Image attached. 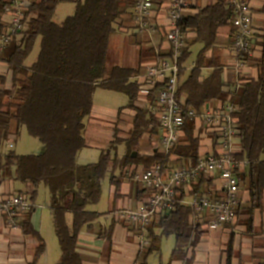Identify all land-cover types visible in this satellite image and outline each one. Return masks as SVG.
<instances>
[{"label":"trees","instance_id":"1","mask_svg":"<svg viewBox=\"0 0 264 264\" xmlns=\"http://www.w3.org/2000/svg\"><path fill=\"white\" fill-rule=\"evenodd\" d=\"M61 1L67 0H38L25 5L23 28L12 34L11 40L0 50V61L7 65L12 79L11 88L6 89L3 87L4 77H0V171L33 187L28 198L30 209L38 195L37 188L42 185L47 189L53 230L60 248L55 264H82L77 239L83 227H88L102 215L88 210L89 206L99 204L102 182L108 179L117 192L120 177L132 180L126 174L131 168L143 172L154 164L164 163V158L157 149L144 156L136 152L143 135L157 137L158 120L139 100L140 88L134 80L144 51L138 54L139 64L135 68L110 66L106 61L111 36L130 19L127 12L133 7L132 0H69L75 5L73 12L63 21L56 22L53 14ZM10 5V0H0V34L4 28L1 17L10 10ZM232 19L233 13L225 0H218L215 4L197 8L194 14L183 15L179 23L187 45L179 60L177 94L185 97L184 109H192L197 118H185L181 128L183 134L172 150L168 165L170 168L187 167L200 157L203 130L199 122L207 103L234 106L231 115L240 148L234 158L245 161L246 167L234 169L239 204L229 225L243 226L247 234L253 230V217L261 209L264 191V62L252 59L250 48L245 54V62L258 69L255 79L242 80L233 88L222 82L217 33L224 26L231 27L229 39L232 45L237 31L232 26ZM261 40L264 48V36ZM36 42L39 51L34 61L26 65L24 61ZM196 43L201 48L189 74L182 80L184 63L189 58L191 46ZM149 51H146L148 58L153 56L152 49ZM208 51L209 56L206 55ZM203 70H208V74L203 75ZM158 88L152 90V95ZM98 89L126 96L125 108L134 112L129 137L122 141L115 136L109 148L101 150L95 163L79 165L77 154L87 148L85 120L92 111L93 95ZM22 127L42 144L43 153L20 155L4 150L10 135H16ZM211 138L215 140L216 137L213 134ZM119 144L125 145L121 157L117 155ZM116 171L122 175L116 177ZM134 187V199L142 202L147 191L136 184ZM242 192L249 197L245 202ZM217 193L212 179L206 175L198 177L186 188H179L173 209L154 213L147 226L149 246L142 264H146V257L159 251L162 240L170 236L175 238L176 244L166 264L177 261L192 264V251L205 234V222L202 221L204 216L194 217L193 209L185 199L190 196L195 200L203 195L217 199L222 196L216 197ZM30 212L26 213L27 216ZM66 212H70L73 218L71 231L64 218ZM27 216L21 228L25 234L36 238L37 259L46 248ZM130 230H135L134 226ZM230 244L231 241L226 248L224 264L231 261ZM187 250H190L191 257L187 256Z\"/></svg>","mask_w":264,"mask_h":264},{"label":"crops","instance_id":"2","mask_svg":"<svg viewBox=\"0 0 264 264\" xmlns=\"http://www.w3.org/2000/svg\"><path fill=\"white\" fill-rule=\"evenodd\" d=\"M35 1L38 0H15L17 4H21L23 9H25V5H28ZM217 1L218 0H188L189 6L183 10L182 15L194 14L197 8H203L209 6L210 4H215ZM151 2V22L156 25L155 31H136V24L133 17V7L129 8L127 12L130 19L126 20L123 26L119 29L124 32L130 33V37L132 38L133 43L135 45H139L140 47V49L138 50V54L140 53V51H144L142 56H145L146 60H143L141 62L138 75L136 76V78H134L135 81H137V78L141 76L144 64L153 62L158 52H160L161 55L166 53L165 48L167 45L164 42V36L166 32L165 27L167 25L166 14L168 1L151 0ZM247 2L249 11L251 12V26H253L254 28L251 40L252 46L250 55L252 59H262L264 62V48L261 45V39L262 36H264V0H247ZM67 3L71 4V9L73 12L75 5L73 4V2L67 0L61 1L56 5L54 14L58 9H63L60 7H63L62 5H65ZM225 4L228 7L226 0ZM12 5H14L13 1L11 2V5L9 7L10 10L1 17V22H3L4 24L3 33L7 30V27L10 23L9 21L12 13L11 10L13 9ZM231 29L232 28L229 26H224L219 29L217 33L218 43L216 44V48L219 50L220 56L222 57V82L228 84L230 88H233L239 85L242 80H245L247 78L255 79L258 73V69H256V67L250 64V62L248 61H244L242 66L237 67L236 57L233 54L231 41L229 39ZM36 43L38 44V42ZM151 49L153 51V56L148 58L149 54L146 51L150 50L149 52H151ZM138 54L137 59L139 64ZM206 55L209 56L210 51H208ZM208 72V70H203V75H207ZM0 77H4L5 79L3 87L6 89H10L12 85L11 73L9 72L7 65L2 61H0ZM179 99L182 101V103H184L185 97L183 95H181ZM126 105L119 107L118 109H114V111L109 110L108 116L103 114V110L101 111V116L105 119L107 118V123H105L107 129H101L100 131L103 133L102 137H104V139H106L109 144L112 143L115 136L122 141L127 140L129 137V128L131 127V120L134 112L129 108L126 109ZM219 107L220 106L218 103H207L204 106L202 113L205 110L213 108L216 109ZM96 109L97 107L93 104L92 111L87 116V118L93 120V117L95 116V114H97ZM88 121L89 124L85 125L84 137L86 147L93 148L88 143L87 136L91 137L92 134H96L90 132L91 129H88V127H92L90 120ZM19 131L16 135L19 134ZM16 135H10L8 141H6L4 144V150H7V148L11 146L10 142H12ZM200 137V156L203 154L220 152V146L216 141L212 140L210 134L202 133L200 134ZM155 149L160 151L158 137H150L145 134L143 135L139 146L136 148V152L144 156L152 154ZM239 149V141H237V138L234 137L232 139L231 145V153L234 157L235 154L239 152ZM83 150H81L79 153H81ZM101 150L103 149L101 148L100 152ZM99 154L97 155L96 160ZM96 160L90 163H95ZM239 163L240 164L236 168L243 170L246 167V162L244 161ZM115 174L116 177L122 175L119 171H116ZM207 178L212 179L213 188L216 191L218 190L216 197L222 195L220 184L221 180L219 179L218 173L207 176ZM106 180L108 183V200L111 202V209L104 213L100 212L102 215L100 216L99 220L91 223L88 227H83L80 230L77 239V250L79 255L81 256L82 264H142L143 257L148 250L149 244L148 242L145 243V245L139 244L137 237L138 232H136L135 230H130V228L132 227L131 223L120 215V212L122 210H132L140 206L141 202L134 199V186L136 184L140 188L142 187L139 183H136L133 180L130 181L128 180V178L126 179L124 178V176H122L117 182L118 189L117 192H115V188L113 187V185L110 184L108 179ZM41 187L44 188L42 185L37 188L38 195L33 201L32 209L29 210L31 212L28 214V216L26 213H28L29 211L19 215V217L10 222L6 219V216L4 217L0 215V264H33L35 260L36 264H55L58 260L60 256V248L58 252L56 251L51 259L49 248L47 247L45 239L44 231H46L45 233L48 234L49 226H51V231L53 233L54 230L51 219V210L48 205V199L47 202H44L43 204H37V199L40 195L39 189ZM32 189L33 187L29 183L15 180L11 178L8 173H1L0 171V201H2L6 196L18 194L28 200V198L32 194ZM262 196L263 201L261 209L260 211H256L253 217V230L247 234L244 230V227L240 225L230 226L229 224H224L217 230H210L206 227L210 216L209 214H205L204 219L202 220L205 222L203 226L205 234L203 237H201L199 243L192 251V264H224L226 259V248L230 241V264H264V191L262 193ZM241 197L244 202L249 198L246 192H242ZM191 200L193 199H191V197L189 196L185 199V203L188 204ZM66 213L64 216L65 219ZM26 216L28 217L33 230H35L40 235L45 244V252L41 254L37 259H35V247L37 245L36 238L31 236L30 234H25L21 228V223L25 221L24 219L26 218ZM66 224L68 226L67 219ZM160 250L161 246L159 251L150 253L146 257V264H150L149 257L153 253H156L157 258H159L158 264H166L169 261L170 253L167 256V260L164 261ZM186 252L187 256L191 257L190 250H187ZM172 264L180 263L177 261Z\"/></svg>","mask_w":264,"mask_h":264},{"label":"built area","instance_id":"3","mask_svg":"<svg viewBox=\"0 0 264 264\" xmlns=\"http://www.w3.org/2000/svg\"><path fill=\"white\" fill-rule=\"evenodd\" d=\"M12 1L14 5H12L9 26L4 33L0 34V50L11 40L12 34L23 28V7L15 0ZM166 1H168L164 36V42L167 45L166 53L161 55L158 52L153 62L144 64L143 72L137 78L140 88L139 100L158 120L155 130L160 145L159 152L164 158V163L154 164L143 172L131 169L126 173L147 193L138 208L120 212V215L129 221L135 230H138V242L142 245L148 242L147 226L153 214L161 210L173 209L177 202L179 188L188 187L202 175L210 176L218 173L221 180L222 196L212 199L203 195L188 203L193 209L195 218L209 214L210 219L206 226L208 229L217 230L224 224L231 223L234 209L239 204V186L234 169L240 163L231 153L232 139L236 134L231 115L235 107L231 104L205 110L200 116L203 134L215 135L214 141L220 146V152L203 154L187 167L170 168L168 165L172 160V150L183 134L181 128L185 118H194L196 114L190 108L184 109V103L177 94L179 60L187 45L186 35L179 29V23L183 18L182 12L189 3L188 0ZM132 3L136 31H155L156 25L151 22V0H132ZM226 3L233 13L232 26L237 30L233 37L232 51L236 57V65L240 67L252 44L251 12L247 0H226ZM156 87L159 88L152 95V90ZM30 208L29 201L19 194L6 196L0 201V215L6 216L10 222L29 211Z\"/></svg>","mask_w":264,"mask_h":264},{"label":"rangeland","instance_id":"4","mask_svg":"<svg viewBox=\"0 0 264 264\" xmlns=\"http://www.w3.org/2000/svg\"><path fill=\"white\" fill-rule=\"evenodd\" d=\"M62 6L63 7L60 8L63 9H58L53 15V20H55L56 22L63 21V18L67 17V15H70L72 13L71 4L67 3ZM200 48L201 45L199 43H196L191 46L189 58L184 63L185 74L182 77V80L189 74V70L191 69L193 62L195 61L197 51ZM139 49V45H135L133 43L132 38L130 37V33L124 32L122 30H117L116 33L111 36V39L109 41V49L106 58L107 64L110 66L117 65L123 68L136 67L138 65L137 54L139 52ZM37 53L38 44L35 43L31 53L25 60V64L30 65V63L34 61ZM142 59L146 60L145 56H142ZM93 104L97 107L96 113L98 115L95 114L93 120L86 117L85 125L89 124L88 120H90L92 127H88V129H91L90 132H93L97 136L93 134L91 137L87 136V141L93 148H87L81 153H78L76 160L78 161L79 165H86L92 161H95L97 155L100 153L101 148L104 150L109 148L108 141L104 139V137H102L103 133L100 131L101 129H107L105 126V123H107V118L105 119L101 116V111L103 110V114L108 116L109 110L114 111V109H118L119 107L126 105V96L118 92H109L103 89H98L93 96ZM10 143L11 146L7 149L13 151L14 153L24 155H39L44 152L42 144L36 138L29 136L24 127L20 129L19 134L16 135V137ZM124 151V145H118L117 154L119 157L124 154ZM107 187V180H104L102 182L103 193L99 204L89 206V211L91 210L99 213H104L111 209V202L108 200ZM39 191L40 195L37 199V204H43L44 202H47L48 191L42 187L39 189ZM66 219L68 220L69 231H71L73 218L70 212L66 213ZM45 232L46 231H44V234L47 247L49 248L50 257L52 259L56 251H59V247L57 245V238L55 233L51 231V226H49L48 234H46ZM175 244V238L173 236L162 240L160 252L164 261L167 260V256L170 253V250L175 246ZM149 258L150 264H158L159 258H157L156 253H153Z\"/></svg>","mask_w":264,"mask_h":264}]
</instances>
